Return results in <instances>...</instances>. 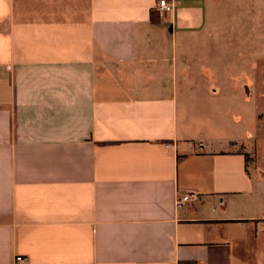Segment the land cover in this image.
Returning a JSON list of instances; mask_svg holds the SVG:
<instances>
[{"label":"crops","instance_id":"obj_1","mask_svg":"<svg viewBox=\"0 0 264 264\" xmlns=\"http://www.w3.org/2000/svg\"><path fill=\"white\" fill-rule=\"evenodd\" d=\"M158 1L0 0V264L264 256V180L181 119L174 87L209 1Z\"/></svg>","mask_w":264,"mask_h":264},{"label":"rangeland","instance_id":"obj_2","mask_svg":"<svg viewBox=\"0 0 264 264\" xmlns=\"http://www.w3.org/2000/svg\"><path fill=\"white\" fill-rule=\"evenodd\" d=\"M208 1L206 31L180 41L173 59L181 119L203 139L236 142L263 181L264 4ZM260 258L241 256L248 264H264Z\"/></svg>","mask_w":264,"mask_h":264},{"label":"built area","instance_id":"obj_3","mask_svg":"<svg viewBox=\"0 0 264 264\" xmlns=\"http://www.w3.org/2000/svg\"><path fill=\"white\" fill-rule=\"evenodd\" d=\"M174 4L172 2H167V0H159L156 4V8L159 12L169 13L172 11ZM199 197L197 194H186L175 200V207L180 208L185 204L198 202ZM27 258L21 255L14 257L13 264H27Z\"/></svg>","mask_w":264,"mask_h":264},{"label":"trees","instance_id":"obj_4","mask_svg":"<svg viewBox=\"0 0 264 264\" xmlns=\"http://www.w3.org/2000/svg\"><path fill=\"white\" fill-rule=\"evenodd\" d=\"M245 160H247V155L245 154Z\"/></svg>","mask_w":264,"mask_h":264}]
</instances>
